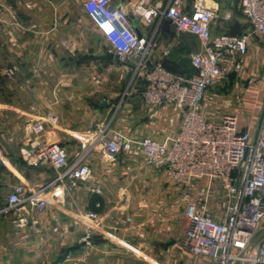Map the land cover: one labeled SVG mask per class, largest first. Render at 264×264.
I'll return each mask as SVG.
<instances>
[{"label": "crops", "instance_id": "obj_1", "mask_svg": "<svg viewBox=\"0 0 264 264\" xmlns=\"http://www.w3.org/2000/svg\"><path fill=\"white\" fill-rule=\"evenodd\" d=\"M139 1L110 0L112 6L127 11L137 32L157 28L153 60L174 72L195 73L190 57L189 63L180 61L185 54L201 50L199 39L186 32L177 35L168 19L146 24L133 10ZM84 2L0 0V196L4 203L15 185L22 184L29 195L55 176L48 165L31 166L20 153L28 144L23 127L30 121L45 119V140L61 143L71 159L86 152L85 139L105 126L136 141L163 139L179 130L180 110L147 103L142 95L145 83L133 75L132 62L122 64L115 54L105 57L113 53L112 47L88 17ZM168 2L149 0L147 7L163 11ZM207 2L223 13L212 24L213 34L251 33L244 67L230 74L236 81L228 92L236 103L233 112L247 128L257 116L258 122L264 110V35L252 32L247 19L245 25L239 18H226L229 8L224 2ZM193 4L194 0H185V12L190 13ZM250 77L256 79L252 85L247 82ZM102 156L103 149L96 144L85 156L92 177L74 191L58 187L41 193L51 203L38 224L17 226L16 213L0 214V264H29L30 233L40 237L36 239L38 258L48 255L54 242L60 248L68 244L69 264H125L150 258L155 264H185L205 259L180 249L188 223L186 209L181 233L172 217L170 192L156 189L170 172L148 165L137 143L109 160ZM225 202L219 186L211 202L217 218ZM90 210L98 213L97 220L84 217ZM47 235L53 240H45ZM131 249L137 254H131Z\"/></svg>", "mask_w": 264, "mask_h": 264}, {"label": "built area", "instance_id": "obj_2", "mask_svg": "<svg viewBox=\"0 0 264 264\" xmlns=\"http://www.w3.org/2000/svg\"><path fill=\"white\" fill-rule=\"evenodd\" d=\"M148 3L140 0L133 8L146 24L152 25L156 18L168 19L177 35L189 32L199 39L201 50L190 54L195 73H177L153 60L157 28L140 36L123 7L112 6L110 0H85L83 7L115 56L133 63L134 76L145 83L144 100L180 110L179 130L163 139L144 137L136 141L105 126L85 139L86 152L71 159L61 143L45 140V119L30 121L23 129L28 144L20 153L31 166L48 165L55 176L29 195L22 184L15 185L5 203L0 196V214L16 213L17 226L38 224L51 203L41 193L58 187L72 192L92 177L85 156L96 144L103 149L102 158L109 160L137 143L146 163L168 170L181 187L188 222L182 245L192 256L205 257L185 264H264V236L250 247L264 230V110L258 122L247 128L234 112L208 119L200 111L214 83L228 81L232 72L243 69L251 33L213 34L217 10L207 0H194L190 13L185 12V0H169L163 11L148 8ZM240 4L252 32L264 35V0H240ZM225 17L230 18V13ZM255 81L254 77L247 80L249 85ZM218 185L226 195L219 218L213 215L211 205ZM100 205L98 202L97 207ZM84 217L97 220L98 213L90 210Z\"/></svg>", "mask_w": 264, "mask_h": 264}, {"label": "rangeland", "instance_id": "obj_3", "mask_svg": "<svg viewBox=\"0 0 264 264\" xmlns=\"http://www.w3.org/2000/svg\"><path fill=\"white\" fill-rule=\"evenodd\" d=\"M215 1L217 3H221V4H223V2H224V4H226L228 6V8H229L228 12L230 13V18H234V19L239 18L240 20H242L244 22L245 25L248 24L243 12H242L240 0H215ZM217 18H223V13H221L220 10L217 11ZM186 33H189V32H186ZM189 57H190L189 55L185 54V56L182 57L180 62L185 63V64H186V62L189 63V61H190ZM117 60H118V62H120L122 64L127 63V62H122L118 58H117ZM133 75H134V73H133ZM131 78H132V76H130V79ZM234 80H235V76H232V77H229L228 81H225V82H223V81L219 82L218 81L215 83V85H213L209 88L207 95H206V98H205L204 102L202 103L203 107L201 108L202 112L207 117H209V118L213 117L214 113H216V115L219 117L224 112H233L234 111L236 103H235L234 99H231L228 96L229 89L232 86ZM127 83L128 82L126 81L125 88L128 87ZM244 83H246V82L244 81ZM128 88H126V92H127ZM126 96L127 95H125V98H126ZM119 110H120V106L117 107L115 114H117V112ZM257 118H258V116L255 118L254 121L252 120L251 125H253L254 123L257 122ZM24 127H23V129H24ZM170 176L171 175H167V177L164 178V180H163L164 182L161 184L160 188H158V186H156V189H160L163 191H169L170 192L169 196H171V198H172L171 204L173 206V216L172 217L175 221L174 223H175V226L178 228V231L182 233L184 230V227H185V223H186L185 222L186 201L181 196V187L172 179V177L170 178ZM216 187L218 188L219 186H216ZM50 235H52V234H50ZM36 236H37L36 233H30V236H29L30 240H31V244L32 245L35 244V246H33V247H31V244H30L29 264H58V260H61L62 264H69V262L67 261V256L69 253V245L68 244H66L65 246H62L60 248V245H58V244L56 245V242H54L52 244L50 253L48 255H45V256L42 255V257H39L40 258L39 259L37 257V255L40 254L41 252L37 253L38 249L36 246V239H38V238L40 239V237H36ZM48 236L49 235L45 236L44 239L48 240V238H49V240H53L52 236H49V237ZM183 236H184V233H183ZM183 236H182V238H183ZM179 245H180V249L187 254V250H185V248L182 245V239H181V243H179ZM125 248H126V250L129 249L127 246H125ZM42 249L43 248H41L40 250L42 251ZM131 250H130L131 254H137L135 251H133V250L131 251ZM43 256H44V259H43ZM160 263L165 264L161 261H160ZM125 264H155V262L150 258L149 261H144V260L136 261V262L127 261ZM169 264H181V263L173 262V263H169Z\"/></svg>", "mask_w": 264, "mask_h": 264}, {"label": "water", "instance_id": "obj_4", "mask_svg": "<svg viewBox=\"0 0 264 264\" xmlns=\"http://www.w3.org/2000/svg\"><path fill=\"white\" fill-rule=\"evenodd\" d=\"M140 36H142V34H140ZM106 58H113L114 57V53L109 52L108 54L105 55ZM264 236V230L259 232L255 238L252 240V242L250 243V247L256 245V243Z\"/></svg>", "mask_w": 264, "mask_h": 264}, {"label": "trees", "instance_id": "obj_5", "mask_svg": "<svg viewBox=\"0 0 264 264\" xmlns=\"http://www.w3.org/2000/svg\"><path fill=\"white\" fill-rule=\"evenodd\" d=\"M177 73H182V72H177ZM183 73H185V72H183ZM186 74H188V73H186Z\"/></svg>", "mask_w": 264, "mask_h": 264}]
</instances>
